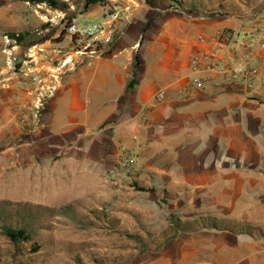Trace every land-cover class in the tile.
Returning a JSON list of instances; mask_svg holds the SVG:
<instances>
[{
  "label": "crops",
  "instance_id": "obj_1",
  "mask_svg": "<svg viewBox=\"0 0 264 264\" xmlns=\"http://www.w3.org/2000/svg\"><path fill=\"white\" fill-rule=\"evenodd\" d=\"M57 1L67 8L46 10L51 14L41 22L39 45L61 47L74 59L64 69L47 61L41 65L46 74L55 69L49 76H55L56 90L41 125L55 137L46 146L55 149L56 159L76 166L79 178L92 182L85 188L98 192L105 166L120 150L133 149L141 163L151 166L155 182L167 181L171 195H199L217 217L253 221L264 229V122L258 118L264 108L245 82H231L223 70L253 63L254 54L262 52L249 23L264 0ZM111 12L121 17L123 35L104 45L98 56L79 61L69 36L62 34L63 25L102 21ZM16 13V0H0V53L1 33L14 28ZM257 18H264V12ZM46 21L60 23L54 35L53 24ZM224 30L230 35L225 45L208 41ZM199 52L214 54L218 67H195L192 60ZM10 84H0V127L16 125L4 104L12 91L1 89ZM199 133L206 135L191 140ZM192 182L196 188L190 194ZM209 233L195 235L212 237ZM238 241L231 249L233 264H264V235Z\"/></svg>",
  "mask_w": 264,
  "mask_h": 264
},
{
  "label": "rangeland",
  "instance_id": "obj_2",
  "mask_svg": "<svg viewBox=\"0 0 264 264\" xmlns=\"http://www.w3.org/2000/svg\"><path fill=\"white\" fill-rule=\"evenodd\" d=\"M22 1L16 0L14 28L1 33L0 84L16 83L1 86L12 91V99L4 104L10 106L16 125L0 127V264H233L231 249L238 240L264 235L256 222L223 220L206 209L199 195H171L167 181L155 182L153 169L141 163L133 149L120 150L105 166L103 187L97 192L85 188L92 182L81 180L76 166L60 163L55 149L47 148L55 137L41 122L50 108L56 78L49 76L55 69L46 74L41 65L47 61L55 67L57 62L48 61L39 45L45 27L41 22L51 14L46 10L54 8ZM262 12L264 4L257 5L254 20L243 22L249 23L259 48H264V18H257ZM46 22L53 24L54 35L60 23ZM263 75L264 71L251 88L260 108ZM258 118L264 122V112ZM205 135L192 134L191 140ZM192 185L190 194L196 188ZM245 197L254 201L253 196ZM4 226L24 227L29 239L13 242ZM199 231L213 236L195 235Z\"/></svg>",
  "mask_w": 264,
  "mask_h": 264
},
{
  "label": "built area",
  "instance_id": "obj_3",
  "mask_svg": "<svg viewBox=\"0 0 264 264\" xmlns=\"http://www.w3.org/2000/svg\"><path fill=\"white\" fill-rule=\"evenodd\" d=\"M125 25L122 23L121 17L115 12L108 13L101 21H87L77 22L68 21L65 24V34L69 36V45L72 52L76 54L79 61L94 58L98 56L104 45L119 38L124 33ZM230 39L227 30L218 31L211 36L208 41L222 46ZM51 50L41 49L43 56L48 61H55L58 63L59 57L61 62L56 64L60 68H67V66L74 62L73 57L68 52H65L61 47H52ZM262 52L255 53V63L252 65L248 60L243 63L234 65H226L223 70L228 74L231 82L246 83L249 88L253 87V81L258 75L264 71V48ZM51 59V60H50ZM195 67L213 68L218 67L215 55L206 52L197 53L192 60ZM114 174V171H111Z\"/></svg>",
  "mask_w": 264,
  "mask_h": 264
},
{
  "label": "trees",
  "instance_id": "obj_4",
  "mask_svg": "<svg viewBox=\"0 0 264 264\" xmlns=\"http://www.w3.org/2000/svg\"><path fill=\"white\" fill-rule=\"evenodd\" d=\"M28 1L32 3H46L54 9L65 10L67 8V5L65 3H60L57 0H28ZM3 231L13 242L26 241L29 239L28 231L24 227L11 228L4 226Z\"/></svg>",
  "mask_w": 264,
  "mask_h": 264
}]
</instances>
